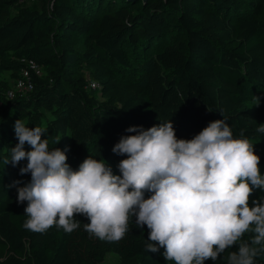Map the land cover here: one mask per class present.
<instances>
[{"label":"trees","instance_id":"obj_1","mask_svg":"<svg viewBox=\"0 0 264 264\" xmlns=\"http://www.w3.org/2000/svg\"><path fill=\"white\" fill-rule=\"evenodd\" d=\"M261 13L264 0H0V264H115L105 261L110 253L117 264H175L163 248L146 251L149 230L135 217L118 242L90 236L82 215L71 233L26 230L27 202H17L14 182L30 181L19 171L27 160L3 163L18 143L15 121L46 128L49 148H67L73 170L91 156L119 175L127 157L112 148L135 134L130 126L171 120L178 139H192L225 118L234 137L243 130L250 139L264 176V134L256 131L264 124ZM22 57L35 59L42 74L25 95L8 98L3 73L15 79Z\"/></svg>","mask_w":264,"mask_h":264},{"label":"clouds","instance_id":"obj_2","mask_svg":"<svg viewBox=\"0 0 264 264\" xmlns=\"http://www.w3.org/2000/svg\"><path fill=\"white\" fill-rule=\"evenodd\" d=\"M46 131L17 119L18 143L3 161L15 167L27 160L19 171L30 173V182L17 187V202H27L26 230L43 233L55 226L71 233L82 215L90 236L118 242L135 217L137 228L149 230L146 251L163 248L164 259L175 264H215L234 246L226 264H255L264 255V198L250 202L255 189L264 190L260 157L243 130L233 136L225 118L192 139H178L171 120L146 130L130 126L126 131L135 134L122 136L112 148L127 157L117 166L119 175L103 158L91 156L73 170L68 149H50ZM256 131L264 134V124ZM145 192L151 193L147 199Z\"/></svg>","mask_w":264,"mask_h":264},{"label":"built area","instance_id":"obj_3","mask_svg":"<svg viewBox=\"0 0 264 264\" xmlns=\"http://www.w3.org/2000/svg\"><path fill=\"white\" fill-rule=\"evenodd\" d=\"M20 61L23 63L18 76L14 79V88L10 87L6 91V96L12 98L16 95H25L33 88L34 76L42 74L41 67L35 59L31 57H22ZM98 83L94 80L89 81L91 88L98 87ZM17 92V93H16Z\"/></svg>","mask_w":264,"mask_h":264},{"label":"rangeland","instance_id":"obj_4","mask_svg":"<svg viewBox=\"0 0 264 264\" xmlns=\"http://www.w3.org/2000/svg\"><path fill=\"white\" fill-rule=\"evenodd\" d=\"M244 1H249V0H244ZM258 17H259L260 19H264V13H261ZM174 35H175V34H171V35H170V38H172ZM263 35H264V31H263ZM133 60H135V59H132V61H133ZM139 62H140V61H137L136 65H138ZM41 71H42V69H41ZM3 77H4L5 79H8V81H9L10 84H11L10 86H11L13 89H15V88H14V77L11 76L10 73H8V72L3 73ZM15 91H16V89H15ZM16 93H17V92H16ZM107 164H108L109 166L111 165L110 163H107ZM21 182H22V183H20V184L18 185V187H22V186H24V184H26V183H28V182H30V181H21ZM145 194H150V195H151V193H149V192H145ZM263 196H264V190H263V191H260V190H256V189H255L251 197H254V198H260V197H263ZM251 197H250V198H251ZM105 261H109V262H112V263H115V264L118 263V259H117V257H116L114 254H112V253L106 255V257H105Z\"/></svg>","mask_w":264,"mask_h":264},{"label":"water","instance_id":"obj_5","mask_svg":"<svg viewBox=\"0 0 264 264\" xmlns=\"http://www.w3.org/2000/svg\"><path fill=\"white\" fill-rule=\"evenodd\" d=\"M133 1H142L143 3L146 2V0H133Z\"/></svg>","mask_w":264,"mask_h":264}]
</instances>
